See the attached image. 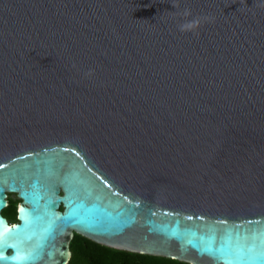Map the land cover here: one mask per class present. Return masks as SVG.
<instances>
[{
    "label": "water",
    "instance_id": "water-1",
    "mask_svg": "<svg viewBox=\"0 0 264 264\" xmlns=\"http://www.w3.org/2000/svg\"><path fill=\"white\" fill-rule=\"evenodd\" d=\"M74 235L264 264V0H0V264Z\"/></svg>",
    "mask_w": 264,
    "mask_h": 264
},
{
    "label": "trees",
    "instance_id": "trees-1",
    "mask_svg": "<svg viewBox=\"0 0 264 264\" xmlns=\"http://www.w3.org/2000/svg\"><path fill=\"white\" fill-rule=\"evenodd\" d=\"M19 204V203H18ZM16 201L7 196V207L2 216L10 225L17 224ZM70 259L68 264H186L162 257H153L113 250L95 244L81 236L74 235L69 244Z\"/></svg>",
    "mask_w": 264,
    "mask_h": 264
},
{
    "label": "rangeland",
    "instance_id": "rangeland-1",
    "mask_svg": "<svg viewBox=\"0 0 264 264\" xmlns=\"http://www.w3.org/2000/svg\"><path fill=\"white\" fill-rule=\"evenodd\" d=\"M9 198H10V200H12V201H16L17 204L19 203V201H18L16 195H9Z\"/></svg>",
    "mask_w": 264,
    "mask_h": 264
},
{
    "label": "flooded vegetation",
    "instance_id": "flooded-vegetation-1",
    "mask_svg": "<svg viewBox=\"0 0 264 264\" xmlns=\"http://www.w3.org/2000/svg\"><path fill=\"white\" fill-rule=\"evenodd\" d=\"M19 201V200H18ZM20 202V201H19ZM8 221V220H7ZM8 223H9V221H8Z\"/></svg>",
    "mask_w": 264,
    "mask_h": 264
},
{
    "label": "clouds",
    "instance_id": "clouds-1",
    "mask_svg": "<svg viewBox=\"0 0 264 264\" xmlns=\"http://www.w3.org/2000/svg\"><path fill=\"white\" fill-rule=\"evenodd\" d=\"M7 200V199H6Z\"/></svg>",
    "mask_w": 264,
    "mask_h": 264
}]
</instances>
